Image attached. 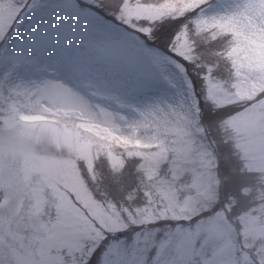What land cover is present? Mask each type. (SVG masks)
Instances as JSON below:
<instances>
[{"label": "snow or ice", "instance_id": "snow-or-ice-1", "mask_svg": "<svg viewBox=\"0 0 264 264\" xmlns=\"http://www.w3.org/2000/svg\"><path fill=\"white\" fill-rule=\"evenodd\" d=\"M223 2L33 0L36 15L0 37V185L8 154L39 186L16 232L0 218V264H264L249 240L264 207L221 198L213 150H197L202 179L183 196L154 179L181 126L203 135L214 117L245 157L264 132V0ZM124 157L140 179L117 201L97 184Z\"/></svg>", "mask_w": 264, "mask_h": 264}, {"label": "rangeland", "instance_id": "rangeland-1", "mask_svg": "<svg viewBox=\"0 0 264 264\" xmlns=\"http://www.w3.org/2000/svg\"><path fill=\"white\" fill-rule=\"evenodd\" d=\"M14 1L15 0H0V7L4 6V3H10ZM117 1L118 0H111L113 4L118 3ZM18 2L22 5V7H20L21 10H19L20 9L19 8L17 10H13L12 13L3 16L4 19L2 20L6 19L5 21L6 24L0 25V37L4 36V33H6V31L8 30L11 24H13V28L19 27L23 23L24 19L26 18L31 19L32 16L36 15V11L32 10L33 2L30 4H26V0H18ZM245 3L246 0H224V2L218 6V10L221 11L222 13L237 12V11L242 12L245 9ZM18 12L20 13L17 16ZM39 78H40L39 75L32 73L13 74L14 81H19V80H23L25 82L29 80L38 81ZM203 127L207 132L208 126L207 125L205 126V124H203ZM178 132L182 134L181 130H179ZM183 136L187 137V135L184 132H183ZM220 137L219 140H221ZM228 137L231 138V135L228 134ZM262 137H264V132H262L259 129H257L254 133L251 134V139L253 141V143L251 144L252 150L247 157L243 156L240 152H238L236 148H234L238 160L243 162L241 177L248 178V174L253 173V176L251 177L252 181H250V184L247 187H241V192L237 194L239 198L236 199L239 202L247 201L249 203L255 200L256 204L254 205V207H256L257 209L264 207V139H262ZM187 138H188L187 140L192 141L191 145L185 143V141H182L180 135L176 133L168 138V143L166 145V148L168 149V151H170L172 149H176L175 147H177L179 152L183 153L185 159H187L188 162H193L194 161L193 158L194 149H192L193 138L189 136ZM205 139L208 141L205 142V146L207 148L210 147L209 145L215 147L214 146L215 142L213 143L211 140L209 141L206 135H205ZM124 159L127 162V168L128 169L132 168V170H130L131 172L130 173L128 172V174L132 173L133 175L134 181L132 183H127L128 181L126 180L125 177L127 171L125 169L123 171L122 176L114 178L107 165H104L103 174L99 177V183L97 184L98 188H102L108 191L111 197L115 198L117 201H119L121 197H123L124 193L127 192L128 189L130 188L134 189L140 179V177L138 178L136 176L137 170L135 167V162L128 161L127 157H124ZM21 168H22V161L19 158L14 159L10 155L5 154V157L3 159V174L5 177V182L3 185H0V200L10 201V203L7 204L6 208H0V218H2L3 220L2 226L5 233H7L8 231L9 223H11V230L13 232H16L18 230L19 218L26 215V205H25L26 193L31 191L35 195L38 193L39 190L38 185L33 186V188H29L26 185L21 173ZM203 170H204V164L202 168L198 167L194 171L195 174L193 175V185H195L196 188H198V185L202 179ZM214 171L220 177V173L218 172V167H216ZM223 181L224 180L221 179V185H223ZM244 188H249L251 189V191L247 195H243L242 190ZM232 194L234 195V191L232 192ZM224 195L225 193L220 191L221 198H223ZM254 215H256L257 217L255 221V230L249 232V240L254 241L257 248H262L264 247V231H261V229L264 228V212L256 213ZM20 234L25 235V233H23L22 230ZM26 235H30V233Z\"/></svg>", "mask_w": 264, "mask_h": 264}, {"label": "trees", "instance_id": "trees-1", "mask_svg": "<svg viewBox=\"0 0 264 264\" xmlns=\"http://www.w3.org/2000/svg\"><path fill=\"white\" fill-rule=\"evenodd\" d=\"M32 2L33 0H26V4H30ZM117 2L119 3V0ZM20 7H22V5L18 2V0L10 3H4V6L0 7V25L6 24V19L2 20L4 19V15L12 13L13 10H17ZM19 10H21V8ZM19 13L20 12H18L17 16L19 15ZM24 22L25 19L23 20V23ZM174 26V22L165 21L164 25L160 26L159 31L156 33V35L158 36L157 43L163 44L168 35H170L174 30ZM12 28L13 24L9 26L6 33H4V36H6ZM214 119V117H207L205 119L204 124L205 126H208V131H205L203 135H189L188 133L191 132L190 129H185L183 126L180 127L179 130L182 131V134L178 132V135H180L182 141H186L188 139V136L193 138L192 149H194V161L188 162V160L185 159L183 153L179 152L177 147H175L176 149L167 151L164 159L155 169L154 179L158 177V180H156L157 183H160V181H167L168 183L174 185L179 196H183L184 193L189 192V190L191 189H196L195 185H193V175L195 174L194 171L198 167H203V162L200 156L197 154V150L201 145L205 146V142L207 141L205 139L206 135L209 141L211 140L213 143L215 142V147L209 145V149L215 152L216 157L218 155V172L220 173V178L224 180L223 185L220 186V191H222L223 193H227L229 191L232 193L234 191V196L237 199L239 198L237 194L241 192V187H247L250 184V181H252L251 177L253 176V173L248 174V178L241 177L243 162L238 160V157L236 156L234 151L235 147L232 143V139L228 137V133L221 131L216 126ZM183 132L187 135V137L183 136ZM219 137L221 138V140H219ZM125 170L127 171V174H125L126 180L128 181L127 183H132L134 181L133 175L132 173L128 174V172H131L130 170H132V168L128 169L126 167ZM136 176L139 178L137 173ZM225 178L227 179L225 180ZM157 203H159V201ZM153 206L155 207V205Z\"/></svg>", "mask_w": 264, "mask_h": 264}]
</instances>
